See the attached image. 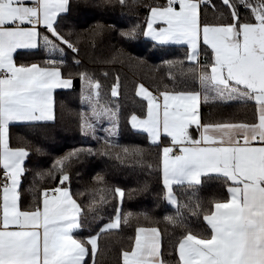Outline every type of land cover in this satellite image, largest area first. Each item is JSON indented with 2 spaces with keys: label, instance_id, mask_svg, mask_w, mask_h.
Here are the masks:
<instances>
[{
  "label": "snow or ice",
  "instance_id": "1",
  "mask_svg": "<svg viewBox=\"0 0 264 264\" xmlns=\"http://www.w3.org/2000/svg\"><path fill=\"white\" fill-rule=\"evenodd\" d=\"M107 3L124 8L141 0ZM220 4L227 19L209 22L203 8L216 9L212 0H152L142 22L120 31L125 42L135 44L144 38L154 48L175 44L187 49L182 59L164 61L172 87L153 92L140 83L137 95L146 107L125 117L158 149V198L175 209L163 220L183 229L173 244L174 264H264V0ZM72 7V0H0V264H97L99 238L133 220L139 226L128 249L121 252L122 264H173L162 253L161 230L143 226L137 214L123 211L124 188L107 186L97 174L95 186L88 189L91 200L86 210L80 200L84 193L72 190L71 169L83 156L145 161L142 147L117 142L121 110L112 98L120 95L118 75L109 96L94 75L76 74L83 106L79 130L98 148H73L54 158L47 170L33 171L27 167L31 143L11 134L16 123L54 122L55 90L74 87L73 74L62 70L66 50L79 55L78 43L86 34L61 29ZM104 28L97 24L91 35ZM40 49L48 59H18V50ZM249 102L251 121L205 120L201 111L202 105ZM213 174L226 193L205 201L200 191ZM25 192L32 197L27 205ZM110 202L113 214L105 217L101 213ZM187 213L202 214L207 231L194 234L185 223ZM86 228L89 234L82 237L80 231Z\"/></svg>",
  "mask_w": 264,
  "mask_h": 264
},
{
  "label": "trees",
  "instance_id": "2",
  "mask_svg": "<svg viewBox=\"0 0 264 264\" xmlns=\"http://www.w3.org/2000/svg\"><path fill=\"white\" fill-rule=\"evenodd\" d=\"M152 0H141L135 7L122 8L119 4H108L107 0H72V10L65 16L61 23V29L65 32L73 30L76 33H84L79 40V55L66 50V63L62 69L66 74L74 77V87L71 90L59 89L55 92L56 120L43 126H26L16 123L11 126L13 138H23L31 143L33 154L31 163L27 167L33 171L47 170L54 158L64 155L73 148L93 147L99 145L88 136L82 135L79 130V112L82 110L80 102V80L77 73L86 71L95 76L104 85L110 96V85L115 82V77H120V95L112 98V103L121 110L120 133L117 142L122 146H139L145 150L146 157L143 164H137L133 159L126 158L124 162L115 156L102 155L83 156L73 164L72 190L82 192L80 200L87 209L91 197L88 189L95 186L94 177L99 174L105 178L107 186L121 187L126 191L123 202V211L132 212L139 216L143 226H156L161 230V249L166 259L175 262L176 253L173 244L183 229H176L163 220L168 214H173L174 207L167 205L158 198L160 192L161 177L158 174L156 153L158 149L151 145L147 134L132 129L125 117L132 111L139 112L146 107V102L137 95L136 89L143 83L149 90L163 91L164 86L172 87L168 76V68L164 61L184 57L186 47L181 45H169L162 48H154L150 41L141 38L138 43H129L121 37V29H127L134 22H142L145 15V6ZM217 6L203 8L204 18L209 22H217L221 18L227 19V10L220 0H212ZM243 11V9H241ZM223 14V15H222ZM139 17V21H136ZM105 28L96 36L91 35V30L97 25ZM75 39V37H74ZM22 62H37L48 59V55L42 50L18 51ZM206 54L202 45L201 60ZM76 60L80 64L75 63ZM105 73L107 75L105 76ZM179 79V77H178ZM202 115L205 120L231 119L251 121L253 118V103L247 105L232 103L223 105H202ZM35 148H41L42 152L36 153ZM114 151H119L116 149ZM151 164L149 169L146 165ZM29 180L32 176L29 175ZM51 183V181H49ZM144 185H147L144 188ZM25 189L28 184L24 185ZM131 192V195H127ZM226 188L222 181L213 174L207 178L200 191V196L209 200L216 195H224ZM32 197L24 193V204H30ZM114 202L104 206L101 215L107 217L113 214ZM147 221H144V215ZM155 221L153 225L151 222ZM187 227L196 232H206L207 225L200 216L187 213L185 221ZM139 226L136 220L112 233L103 235L98 240L97 264H122V250H127L134 237V228ZM94 227V225H92ZM89 229H82L80 235L86 237ZM91 264V261L89 262Z\"/></svg>",
  "mask_w": 264,
  "mask_h": 264
},
{
  "label": "crops",
  "instance_id": "3",
  "mask_svg": "<svg viewBox=\"0 0 264 264\" xmlns=\"http://www.w3.org/2000/svg\"><path fill=\"white\" fill-rule=\"evenodd\" d=\"M18 51H31V50H18ZM59 90V89H56L55 92ZM151 91V90H150ZM136 92H137V89H136ZM140 97V96H139ZM54 98H55V93H54Z\"/></svg>",
  "mask_w": 264,
  "mask_h": 264
},
{
  "label": "rangeland",
  "instance_id": "4",
  "mask_svg": "<svg viewBox=\"0 0 264 264\" xmlns=\"http://www.w3.org/2000/svg\"><path fill=\"white\" fill-rule=\"evenodd\" d=\"M105 126H107V125H105Z\"/></svg>",
  "mask_w": 264,
  "mask_h": 264
}]
</instances>
